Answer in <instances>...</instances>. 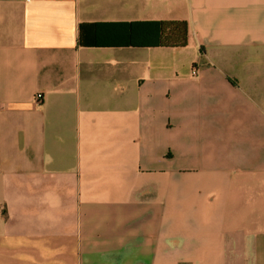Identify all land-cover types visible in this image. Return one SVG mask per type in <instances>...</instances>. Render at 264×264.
Returning <instances> with one entry per match:
<instances>
[{
  "label": "crops",
  "instance_id": "obj_1",
  "mask_svg": "<svg viewBox=\"0 0 264 264\" xmlns=\"http://www.w3.org/2000/svg\"><path fill=\"white\" fill-rule=\"evenodd\" d=\"M0 264H264V0H0Z\"/></svg>",
  "mask_w": 264,
  "mask_h": 264
},
{
  "label": "trees",
  "instance_id": "obj_2",
  "mask_svg": "<svg viewBox=\"0 0 264 264\" xmlns=\"http://www.w3.org/2000/svg\"><path fill=\"white\" fill-rule=\"evenodd\" d=\"M134 35L129 46L184 48L188 45V29L185 22L165 21L156 23H131ZM156 27L154 30L145 28Z\"/></svg>",
  "mask_w": 264,
  "mask_h": 264
},
{
  "label": "built area",
  "instance_id": "obj_3",
  "mask_svg": "<svg viewBox=\"0 0 264 264\" xmlns=\"http://www.w3.org/2000/svg\"><path fill=\"white\" fill-rule=\"evenodd\" d=\"M36 100H37L38 102H41V96L38 95V96L36 97Z\"/></svg>",
  "mask_w": 264,
  "mask_h": 264
}]
</instances>
